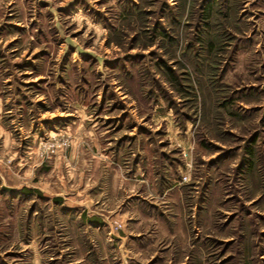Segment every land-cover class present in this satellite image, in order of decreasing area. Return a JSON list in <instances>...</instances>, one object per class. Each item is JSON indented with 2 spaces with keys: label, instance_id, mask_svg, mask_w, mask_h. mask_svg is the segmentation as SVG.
I'll list each match as a JSON object with an SVG mask.
<instances>
[{
  "label": "rangeland",
  "instance_id": "374dc122",
  "mask_svg": "<svg viewBox=\"0 0 264 264\" xmlns=\"http://www.w3.org/2000/svg\"><path fill=\"white\" fill-rule=\"evenodd\" d=\"M0 264H264V0H0Z\"/></svg>",
  "mask_w": 264,
  "mask_h": 264
}]
</instances>
